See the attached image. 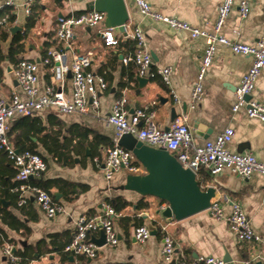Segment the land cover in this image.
Segmentation results:
<instances>
[{"label":"crops","instance_id":"0c3cea01","mask_svg":"<svg viewBox=\"0 0 264 264\" xmlns=\"http://www.w3.org/2000/svg\"><path fill=\"white\" fill-rule=\"evenodd\" d=\"M147 1L156 12L208 29L222 0ZM233 1L234 7L221 33L230 40L255 44L264 30V0H247L250 7L245 17H240L237 9L240 0ZM4 2L0 0V6ZM94 5L109 10L110 15L105 12L106 19L97 27H74L68 42L56 37L59 15H77ZM5 11L0 17V20L6 17L5 22L0 23L7 31L6 39L0 44L5 54L0 59V98L8 100L13 92L24 98L14 74L21 59L38 63L39 93H43L47 86L58 90L59 83L52 78L48 65L43 62L49 49L65 50L67 63L71 62L73 50L92 52L89 69L102 76L107 87L99 93L97 110L89 108L82 113L64 114L54 108L43 109L28 118L17 115L9 121L8 137L13 146L18 150L21 147L33 149L43 156L47 164L46 169L38 176L30 177L27 184L49 191L65 211L48 217L32 194L28 195L24 205L19 206L18 194L12 190L19 182L14 168L6 159L0 166V231L3 233L0 236V264L11 262L3 253L6 243L13 246L16 264H156L161 259L162 250L159 225H165L172 236L176 257L190 260L203 255L220 258L224 264H240L242 260L264 264V175L253 173L241 178L228 169L212 175L205 168H200L195 174L200 189H214L210 201L219 200L225 214L230 213L232 202L238 203L261 238L260 241H239L225 220L211 217L206 209L180 219L172 217L168 222L156 213L158 208L166 206L165 201L123 187L129 174H146L138 159L135 160L138 168L135 173L121 168L107 180L103 170L106 151L115 135V129L106 122V116L119 97L125 99L128 113L143 106L153 108L155 121L161 127L169 126L177 115L185 114L196 144L213 139L230 127L233 136L226 145L227 149L249 152L264 161V122L246 116L243 110L236 113L231 110L235 88L251 64V56L233 53L228 46L218 45L203 78L202 100L191 108V92L206 47L205 40L190 38L184 31L173 30L165 22L142 15L134 0H111L109 3L106 0H36L29 15L20 2L0 10ZM123 13L127 31L139 26L144 32L153 67L170 66L169 86L158 77L146 78V82L139 83L135 65L121 61L132 44L129 38H122L117 47L103 46L98 29ZM10 15L13 19L7 21ZM115 32L125 33L118 28ZM14 38L18 39L14 47L19 45L20 48L8 56ZM63 90L67 96L70 95V73L65 75ZM170 90L174 91L176 99ZM250 96L264 104V67ZM168 152L175 156V152ZM94 158L99 160V165ZM117 199L126 203L120 211L116 210L114 218L119 239L117 244L100 245L93 259L64 254L61 248L72 237L77 219L82 215H93L103 205H111ZM124 217L129 219L127 223L121 221ZM138 224L153 225L157 233L139 242L132 233ZM100 237L101 233L93 234L94 239ZM22 254L26 257H21Z\"/></svg>","mask_w":264,"mask_h":264},{"label":"built area","instance_id":"2783aa9c","mask_svg":"<svg viewBox=\"0 0 264 264\" xmlns=\"http://www.w3.org/2000/svg\"><path fill=\"white\" fill-rule=\"evenodd\" d=\"M36 0H5L2 8L11 7L17 2L29 15L31 7ZM74 1V0H69ZM142 15L149 16L156 21L168 24L176 31H184L190 38L201 37L206 42L204 53L198 67L196 81L191 92V108L202 100L203 78L212 64L214 54L218 45H225L233 53L248 55L252 57L248 70L243 74L239 84L234 91V103L231 110L233 113L243 110L246 116L257 118L264 122V104L253 99L250 95L254 89L255 81L264 67V30L255 44H246L230 40L221 33V28L234 7L233 0H222L217 8V15L210 28H199L184 20L173 16L163 15L151 9L147 0H134ZM247 0H240L237 9L240 17H245L249 12ZM106 18L105 12L95 9L86 10L77 15H59L56 19V37L68 42L73 36L76 26L97 27ZM6 17L0 22L4 23ZM124 35L116 34L117 26H103L98 29V34L104 47L111 48L119 46L122 38L132 41L126 55L121 57L124 64L132 62L136 67L139 77L147 79L160 78L167 86L170 85V66L154 68L150 52L146 48V37L139 26H134L130 31L123 25ZM92 52H72L70 63L66 62V51L49 49L43 62L48 65L52 78L59 83V89L47 86L43 93H39L37 81L38 63L32 60L21 59L17 62L14 70L15 79L24 94L21 98L13 92L8 100L0 98V151L6 154L8 160L16 169L15 178L19 182L12 188L18 194L17 204L24 205L28 195L32 194L40 209L48 217L64 212V207L53 200L51 195L37 187L27 184L30 177L38 176L43 172L47 164L42 155L30 150L18 151L8 139V124L15 116L33 115L43 109H56L60 113L69 114L73 112H86L89 108L97 110L99 107V93L107 87L105 79L100 75L93 74L89 67L91 65ZM70 73L71 90L70 95L63 90L65 75ZM176 99L173 90H170ZM249 96V97H248ZM156 112L150 106H143L128 113L125 107V99L117 98L106 122L115 129L112 145L107 149L103 160L104 177L110 180L115 171L124 168L135 173L138 168L135 165L136 157L131 150L119 145L121 135L130 133L141 140L144 144L152 147H162L170 152H175V158L182 167L193 171L195 174L200 168H205L212 175L228 169L247 178L253 173L264 175V161L258 160L249 152H231L226 145L233 136V129L225 128L213 139H206L196 144L187 117L185 114L177 115L167 127H161L155 121ZM264 153V142L262 146ZM99 165V160L94 158ZM27 194V195H26ZM208 214L219 220H225L229 229L235 234L239 241H260V236L252 228L249 218L240 205L231 203V211L225 214L221 202L213 199L206 208ZM117 212L110 204L93 215L80 216L75 224V230L70 241L64 246L63 251L72 256H85L93 259L97 256L100 245L93 238V234L104 233L105 243L114 246L118 242V234L114 227V218ZM162 250L161 259L156 264H224L223 260L213 256L198 255L187 260L182 256H175V244L172 236L167 232L165 225H159ZM133 236L139 242H144L150 236V229L146 224H138L133 228ZM12 244L3 246V253L10 258V264H16L17 257L12 252ZM240 264H255L251 260H242Z\"/></svg>","mask_w":264,"mask_h":264},{"label":"water","instance_id":"95a60500","mask_svg":"<svg viewBox=\"0 0 264 264\" xmlns=\"http://www.w3.org/2000/svg\"><path fill=\"white\" fill-rule=\"evenodd\" d=\"M106 1L111 2V0ZM92 9L110 15L109 10L96 5ZM125 19L126 16L123 13L119 15L118 19H113L107 25L117 26L118 29L124 30L122 25ZM137 79L140 84L146 82L145 77H138ZM119 145L131 150L147 171L143 175L129 174L126 178L127 183L123 187L135 190L143 195H154L159 200L165 201L166 206L158 208L156 213H160L166 221L169 222L172 217L176 219L183 218L209 206L214 189L211 187L204 191L200 189L195 173L182 167L175 156L171 155L166 149H156L148 146L130 133L121 135ZM148 227L151 235L157 233L155 226L149 225ZM94 241L98 245H103L105 243L104 233L101 232V237L94 239Z\"/></svg>","mask_w":264,"mask_h":264},{"label":"trees","instance_id":"16d2710c","mask_svg":"<svg viewBox=\"0 0 264 264\" xmlns=\"http://www.w3.org/2000/svg\"><path fill=\"white\" fill-rule=\"evenodd\" d=\"M6 13V11L5 12H0V17L2 16V15H4ZM8 20L7 21H11L12 19H13V16H8V18H7ZM6 37H7V31H6V29H5V27H4V25L2 24V23H0V44H1V42H3L5 39H6ZM16 41H18V39L16 40V38H14V40L12 41V43H11V45H10V47H9V50H8V53H7V55L8 56H12L13 55V53H14V51H17L19 48H20V46L19 45H17L16 47H14V43H16ZM4 55L5 54H3L2 53V51H1V46H0V59L1 58H3L4 57ZM30 115H25L24 116V118H28ZM34 120V119H33ZM7 135H8V133H7ZM8 139H9V137H8ZM10 141V140H9ZM10 142H12V141H10ZM13 145V144H12ZM15 149H16V147L15 146H13ZM16 150H18V149H16ZM23 150H30V151H32V152H36V151H34L33 149H31V148H28V147H21L18 151H23ZM36 153H38V152H36ZM8 160V158L6 157V154L3 152V151H0V166H2V165H4V163H5V160ZM9 161V160H8ZM9 165H11L13 168H14V166L12 165V163L9 161ZM14 170H15V172H16V169L14 168ZM13 186V185H12ZM14 187V186H13ZM42 189V188H41ZM8 190H9V188H8ZM43 190H45V191H47L46 189H44L43 188ZM50 195H51V193L49 192V191H47ZM111 205L113 206V208L115 209V211L117 210V211H120L122 208H124V206L126 205V203H122L121 202V200L120 199H117L115 202H113V203H111ZM129 219L127 218V217H124V218H121V221H123L124 223H127V221H128ZM0 236L2 237L3 236V233L0 231ZM71 239V238H70ZM70 241V240H69ZM68 241V242H69ZM67 242V243H68ZM66 243V244H67ZM65 244V245H66ZM64 245V246H65ZM64 246L61 248L62 249V251H63V248H64ZM64 254H65V252H64ZM21 257H26V255L25 254H22L21 255Z\"/></svg>","mask_w":264,"mask_h":264}]
</instances>
